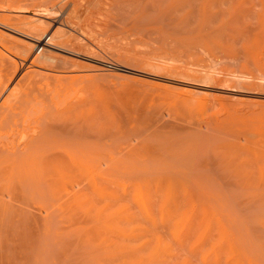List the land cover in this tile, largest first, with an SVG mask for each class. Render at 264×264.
Wrapping results in <instances>:
<instances>
[{"label":"rangeland","instance_id":"obj_1","mask_svg":"<svg viewBox=\"0 0 264 264\" xmlns=\"http://www.w3.org/2000/svg\"><path fill=\"white\" fill-rule=\"evenodd\" d=\"M0 118V264H264V0H0Z\"/></svg>","mask_w":264,"mask_h":264},{"label":"bare ground","instance_id":"obj_2","mask_svg":"<svg viewBox=\"0 0 264 264\" xmlns=\"http://www.w3.org/2000/svg\"><path fill=\"white\" fill-rule=\"evenodd\" d=\"M72 14V13H71ZM38 22V21H37ZM33 29V28H32ZM37 30V29H36ZM6 35V34H5ZM7 37V36H6ZM44 37V38H43ZM8 38V37H7ZM28 40H30L31 41V43H32V45L34 44V48H36V51H38V52H36V54H39L38 55V58H43V60L45 59V60H48V61H54L55 60V55H53V54H51L50 52H49V48H52V49H56V50H58L57 48H55V47H52V46H50L49 47V44H51V42H48V40L49 39H51V36H47V35H43L42 37H40V38H35V39H33V38H30V37H26ZM43 39H47L46 41H44V44L43 43H41V41L43 40ZM17 46V45H16ZM20 46V45H19ZM22 46V48L24 49H26V47L24 46V45H21ZM44 50V51H43ZM61 50V49H60ZM43 51V52H42ZM67 52V51H66ZM69 53V52H68ZM71 54V53H70ZM14 60V59H13ZM8 79V78H7ZM8 82V81H7ZM12 104V103H11ZM10 105H8V107H9ZM13 110V109H12ZM7 111V110H6ZM18 111V110H17ZM4 112V111H3ZM2 112V113H3ZM1 113V116L2 115H4V113L2 114ZM14 117V116H13ZM2 118H0V120H1ZM26 135H28V134H26ZM6 138V137H5ZM24 140V139H23ZM29 140V139H28ZM2 142V141H1ZM22 142V141H21ZM23 143H20V145H22ZM24 145V144H23ZM22 145V146H23ZM38 145V144H37ZM11 146V145H10ZM25 146V148H23ZM22 148L23 149H25V150H30L31 149V147L32 148H34V146H36V144H35V142H34V140L33 141H31V142H27V145H24ZM20 147V146H19ZM6 148V147H5ZM36 148V147H35ZM76 149V148H75ZM21 151H22V153H21V155L23 154V151L24 150H22L21 149ZM27 151H26V153H27ZM33 151H35V149H33ZM31 152V151H30ZM68 153V152H67ZM77 153V152H76ZM73 155H74V152L72 153ZM78 154H79V152H78ZM23 156V155H22ZM24 159H25V157H24ZM65 159V158H64ZM75 159V158H74ZM28 160V159H27ZM30 160H32V159H30ZM63 160V159H62ZM67 161V160H66ZM28 162H29V160H28ZM33 164V163H32ZM54 164V163H53ZM34 166H35V164H33ZM38 166H41V165H39V164H37ZM83 166V165H82Z\"/></svg>","mask_w":264,"mask_h":264}]
</instances>
